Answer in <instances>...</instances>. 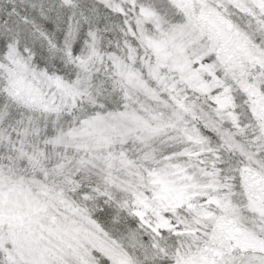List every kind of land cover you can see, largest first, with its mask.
Returning a JSON list of instances; mask_svg holds the SVG:
<instances>
[{
    "label": "snow or ice",
    "instance_id": "6c2138e0",
    "mask_svg": "<svg viewBox=\"0 0 264 264\" xmlns=\"http://www.w3.org/2000/svg\"><path fill=\"white\" fill-rule=\"evenodd\" d=\"M0 264H264V0H0Z\"/></svg>",
    "mask_w": 264,
    "mask_h": 264
}]
</instances>
